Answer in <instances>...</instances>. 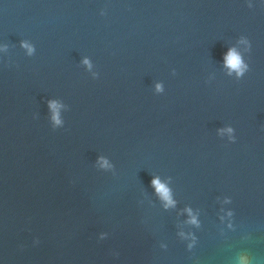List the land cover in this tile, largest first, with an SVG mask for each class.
Segmentation results:
<instances>
[{
  "label": "water",
  "instance_id": "water-1",
  "mask_svg": "<svg viewBox=\"0 0 264 264\" xmlns=\"http://www.w3.org/2000/svg\"><path fill=\"white\" fill-rule=\"evenodd\" d=\"M0 264H264V0H0Z\"/></svg>",
  "mask_w": 264,
  "mask_h": 264
}]
</instances>
